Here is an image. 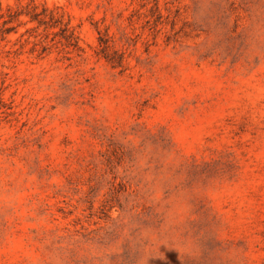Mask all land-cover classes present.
I'll return each mask as SVG.
<instances>
[{"label": "rangeland", "instance_id": "374dc122", "mask_svg": "<svg viewBox=\"0 0 264 264\" xmlns=\"http://www.w3.org/2000/svg\"><path fill=\"white\" fill-rule=\"evenodd\" d=\"M157 1L0 0V264H264V0Z\"/></svg>", "mask_w": 264, "mask_h": 264}, {"label": "trees", "instance_id": "16d2710c", "mask_svg": "<svg viewBox=\"0 0 264 264\" xmlns=\"http://www.w3.org/2000/svg\"><path fill=\"white\" fill-rule=\"evenodd\" d=\"M157 0H151L148 4V14H144L145 23L157 31L158 26L163 23L164 16L162 15ZM26 17V21L23 23H34L35 28H41L43 32H50V34L45 35V40H50L51 42L58 43L62 50L66 54L74 53L77 56L84 53L83 49L79 46L78 36L74 28H72L68 22L64 21L62 16L56 14L54 10H49L47 8H42L37 11V8H32V11L28 10V6H23L18 4L14 7L7 6L5 12L2 13V8L0 6V20L3 26L17 22L20 18ZM52 30H56L51 32ZM9 30H1L0 34H8ZM52 35V38H49ZM113 42V38L107 33L101 35L98 32V48L95 51L96 56L103 57L105 61L111 65H118L122 61V56L113 51V55L108 53L112 50L110 43Z\"/></svg>", "mask_w": 264, "mask_h": 264}]
</instances>
